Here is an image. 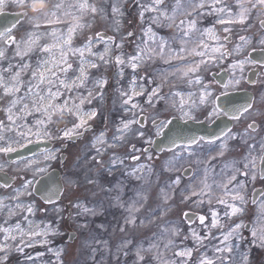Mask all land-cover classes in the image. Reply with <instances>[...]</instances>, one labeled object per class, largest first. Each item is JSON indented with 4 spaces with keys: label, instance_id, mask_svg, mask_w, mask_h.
I'll list each match as a JSON object with an SVG mask.
<instances>
[{
    "label": "snow or ice",
    "instance_id": "6c2138e0",
    "mask_svg": "<svg viewBox=\"0 0 264 264\" xmlns=\"http://www.w3.org/2000/svg\"><path fill=\"white\" fill-rule=\"evenodd\" d=\"M35 0H0V17L7 19L9 12L6 9L15 8L19 11L12 13L15 17L13 22H9V26L0 31V37L7 36L6 45L16 43V37L12 35L14 29L18 25H22L23 22H27L33 25L34 28L39 29L41 23L44 25H65L66 31L60 28L53 27L51 32L48 33L54 38V43L45 44L39 47V52L45 56L43 59H39L36 63V67L32 68L29 64H23L18 66V70L12 72L14 67L11 63L8 64L7 68L0 67V102H3L5 98L11 97L7 101V106L3 109L6 113V120H0V154L9 155L12 153L17 154L15 160H10L9 164L15 165L18 174L22 175V183L20 188L14 189L17 193L13 199H18L19 196L24 195L31 197L33 196V185L40 182V178L46 175L51 168L52 161H57L63 158L60 149L52 148H41L38 151H33L29 148L32 144H41L45 142H51L54 140L64 141L75 139L82 135L81 130H90V121H94L98 116L102 115L100 108L92 107L88 111L84 110L85 103L91 105L93 101L97 104H103L105 101V88L108 84L106 78L101 77L93 82V89L87 90V95L80 94L79 96L71 95L74 91L78 92L81 88H85L88 82V69H97L101 67V64L108 65L110 62L115 65L120 66L118 74L123 76L124 65L127 64L135 72L142 63L145 61H151L154 57H159L164 60L165 63H171L173 60L181 61L186 63L187 67H182L176 70V72L170 73V76H175L178 79L186 80L188 85L199 86L198 100L185 101L184 96L179 91H173L171 95L173 97H179V110L181 115L185 119H195L192 115L193 109L200 105H210L211 106V116H217L223 114L225 116L231 115L233 120H239L243 116L252 115L253 103L249 102L245 105L233 107L231 109L225 110L221 108L216 100L218 97L214 96L213 92L210 91L212 88L211 80L208 83H204L202 76L200 75L203 70L205 73L211 71L209 65L218 63L227 57H231L233 52L230 51L226 45L231 40V28L228 25H248L251 27V20L255 14V18L258 20L259 25L262 30H264V0H247V6H245V0H234L232 5L227 3V0H174V2L169 6L166 0H151L150 3H141L140 0H132L134 6H136L138 11V18L140 21H145V14L150 15L147 18V28L142 29L144 35L156 44L155 49H149L148 54H145L144 49L140 48L139 45L136 47V54L131 55L125 60L121 55H116L114 58L110 55L112 46L116 49H121L123 47L124 41L127 38H131L135 35L134 32L129 31L126 35L120 37L119 42L115 35H108L107 33L101 31L97 32L95 36H89L86 39L84 47L73 48L72 42L75 34L78 30H83L85 27H91V25H86L82 23V17L85 12H90L95 16L99 13L102 17L107 15L106 9L104 7L98 8L95 3L89 4L88 0H72V2H67V0H59V2L52 3L51 0H45V8L39 9L35 14L31 13L30 8ZM76 10L75 15H72L69 11L65 9ZM111 12L113 14L120 13L121 10L116 6L115 3L111 6ZM72 16L71 20L62 19V17ZM123 15V13H121ZM202 15H216V23L220 25H226L223 27V32L229 35L223 36V42L219 46H213L210 49L211 54L208 53L209 45L204 43L203 37L207 34L211 39L219 41L221 38L213 34L215 25L210 28L203 30L197 27V17ZM184 16L185 19H180L178 23L177 17ZM176 23V28L180 37V47L179 50L173 49L171 44L164 36L158 35L153 29H170L172 25ZM116 28L114 31L116 33L120 32V23L115 21ZM200 32V38L195 44V47L189 51L187 47L189 40L196 33ZM240 44L235 47L236 52H240L245 43H247L245 36L239 37ZM264 45V39L259 42ZM36 44V40L31 37L26 42V47L24 51L17 47L15 53L16 56H24L30 53L33 46ZM103 45L102 52H94L93 48ZM167 50V51H166ZM88 52L91 56L95 57V60H86L85 52ZM79 55L80 63L78 66V75L74 78L68 79V73L73 69V65L69 62L70 56ZM194 55L199 57V60H189V55ZM219 54V55H216ZM7 59L6 51L4 48H0V61ZM98 61V62H97ZM248 63H259L258 61H251L246 59H237L232 65L233 68L243 69L244 64ZM30 70V78L24 81L21 78L23 72ZM5 73H11V75L6 78ZM177 73L179 75L177 76ZM63 77V78H62ZM169 76L162 75L160 81L156 82L153 80L152 76L147 73L140 77L141 81L147 80L149 84H155V87H151V90L140 84V90H136L137 79L133 76L131 80L132 87L129 91L120 90V96L122 104L125 106L126 110H138V112H133V117L127 121H121V126L116 129L117 135L112 137V143H109L104 132H101L99 136L95 137L92 143V149L96 152V156H92L91 159L96 164L103 166L104 161L102 157L110 149L115 148L117 144H123L125 142V137L128 133L133 132V125H136L134 135L140 138H145L146 135V125L150 123L155 128V135H164V130L172 123V119L166 118L162 113L157 112L156 114L148 117L144 114V108L138 103H133L135 97H145L146 103L149 107L155 108V105L165 100V96L161 94V91L165 84L168 83ZM241 83L240 79H230L228 83L224 84V88L228 89L230 86L234 87ZM251 83H256L255 81ZM264 84V81H260ZM173 88L175 85L173 84ZM23 90V92H22ZM224 93H221L223 95ZM192 93H189L191 97ZM64 97L62 102L60 98ZM173 103V107H175ZM188 107V111H185V107ZM68 114L71 117V127L59 129L53 131L54 128V117L58 114ZM39 115L40 118L35 119L34 123L29 126L27 123V117ZM7 121V122H6ZM260 129V125L256 123L253 119L248 123L244 133H233L231 129L223 132L219 136L211 137H191L188 138L184 143H177V140L173 138L171 140L172 148L179 149V153L173 152L172 157L166 162L165 170L169 172H180L179 163L183 159L185 152L189 157L194 156L196 153L193 151L192 146L195 145L199 148L203 144L211 146L209 148V155L204 161L197 160V163H204L206 165H211V161L217 159V156L223 157L227 151H229L228 140L241 139L243 143L248 145V155L244 158L245 163L243 167L237 166L236 162L233 161L225 165V168L231 169V174L225 175L224 169L221 170L224 179L222 181H214L216 188H218L223 196H215L216 203L219 205H224L225 210L223 212V217H221L220 212L214 208H210V221L209 216L198 215L196 220L199 221V226L205 230L204 235L200 233L193 227L192 224L195 223L191 219L189 212L185 211L182 218L187 220L189 225V236H184V240L191 238L195 241V246L192 248H180L179 245L175 244L174 239H168L164 247L167 249L169 247L175 246L178 250L173 253L176 257L175 260L169 262V264H251V248L257 247L264 249V199L257 201L255 199L249 200L247 195L248 185L255 184L257 180L264 181V155L259 157L252 155L256 151L255 133ZM219 141V144H217ZM249 141H253L249 143ZM146 143L151 145L153 141L151 138L146 139ZM260 151L264 153V139L259 142ZM99 145V146H98ZM132 152L142 151L146 155L148 160L152 159L150 148L137 149L135 144L130 145ZM25 150L29 155H21V150ZM218 149L217 154L211 155V152ZM161 152L165 149L161 148ZM133 161H139V155H131L127 157ZM124 159L119 157L114 151L109 157V168H114L118 165H123ZM6 165L0 163V171H3ZM151 172V167L146 165H137V167L131 169L128 173L129 175L136 176L140 179L141 176L138 173H142L145 168ZM188 169H184L187 171ZM205 177L201 181V187L199 191L192 188L191 185L185 187L181 193V203L188 202L192 200V197H197L193 203L197 206L207 203L212 205L214 192L213 185L207 183V172L208 168L204 169ZM31 176V179L28 177ZM86 182L89 184H94L95 181L90 178H85ZM15 178L13 177V181ZM69 185L75 186L76 181L68 178ZM181 184V175H176L171 181V188L174 190L178 188ZM0 187H11L8 183L0 184ZM35 191H41L40 189H35ZM184 191H189L190 195H183ZM63 195V189H59L56 192L44 191L42 195L43 201L52 205L57 213L61 212L62 209L57 207V199ZM56 197L57 199H54ZM224 197H228L227 199ZM206 198V199H205ZM118 199V198H117ZM167 200V197L165 198ZM251 203L257 206V215L260 218V227L253 228L251 230V239L244 237L241 233V229L245 228L246 225L243 221L233 223L227 226L222 223V219L232 220L233 217L243 215L248 204ZM122 206V205H121ZM76 209L82 210L84 214L96 215V210L94 208H89L82 205L79 201L72 205ZM8 208L9 217L16 215L17 210L26 211L28 214H35V203L28 205L16 204L15 209L5 205L4 201L0 199V210ZM167 208H161V216L166 214ZM43 211L47 212L48 209L45 208ZM130 213L139 212L140 209L133 206L130 208ZM81 214L77 212L76 215ZM63 219V217H60ZM24 220H28L27 216H24ZM154 221V213L151 214L150 222ZM206 221H209L206 223ZM29 227L31 226V221H28ZM143 223V221H141ZM136 218L130 215L126 218L123 223L119 226V231L124 232L126 227L135 226ZM81 228H87V224H81ZM102 227V226H101ZM19 232L20 240L15 246V250L20 253H24L25 248L34 247L32 242L34 238L41 237V239L36 240L35 243H41L43 245H49L51 241L47 239L48 235H57L58 230L52 229L50 225L45 226V228L38 231L28 230L25 231L20 223L15 224V229L12 227H0V232L5 235L3 237L4 243L0 244V264H7L9 260V254L11 252V246L7 243L9 240L16 241L17 236L13 235V231ZM213 230L219 231V237L213 235ZM163 233L169 235L170 237H179L181 235L182 229L178 227H166ZM29 237V241L26 242L24 237ZM71 238V237H70ZM213 239H218L219 243L213 245V257H209L206 253H200L197 260L193 261V253L198 252L200 248L206 247V242H210ZM247 241L249 248L244 251H238L240 248L239 242ZM101 243V242H97ZM131 241L123 242V247H127ZM183 241H181V244ZM155 245H150L148 249L138 248L136 256L138 261L143 262L145 256L141 252L152 251L155 249ZM119 248L117 251L119 252ZM48 251H53L49 248ZM64 249L55 250L56 262L57 264H63L62 254ZM94 251V250H93ZM127 255V252L123 253ZM39 255V254H38ZM93 257V261H94ZM118 259V256H117ZM26 260L33 261L34 257L26 254Z\"/></svg>",
    "mask_w": 264,
    "mask_h": 264
},
{
    "label": "rangeland",
    "instance_id": "374dc122",
    "mask_svg": "<svg viewBox=\"0 0 264 264\" xmlns=\"http://www.w3.org/2000/svg\"><path fill=\"white\" fill-rule=\"evenodd\" d=\"M43 2V7L45 8V0H35ZM52 3L59 2V0H51ZM67 2H72V0H67ZM141 3L147 4V0H140ZM174 0H166V3L171 6ZM35 3V2H34ZM33 3V4H34ZM89 4L95 3V5L100 8L104 7L106 9L107 15L102 17L99 13L91 14L90 12H85L82 17V23L86 25H91V27H85L83 30H78L75 34L72 42L73 48H81L85 46L86 39L89 36H95L97 32H105L108 35H115L117 41L119 42L122 35H126L127 32L132 31L135 35L131 38H127L124 41L123 47L121 49H116L112 46L110 55L114 58L116 55H121L122 58L127 60L131 55L136 54L137 45L144 49L145 54H148L149 49H155L156 44H154L148 36L144 35L142 29L147 28V18L149 13L145 14V21H140L138 18V13H134L133 9L139 10L134 6L132 0H88ZM115 3L121 12L113 14L111 12V6ZM229 5L234 3V0H227ZM245 6H247V0H245ZM69 11L72 15L77 14L74 8L65 9ZM136 10V11H137ZM6 11H19V9L9 8ZM31 13L35 14L39 10L30 8ZM138 12V11H137ZM123 13V15H121ZM96 17V18H95ZM72 16L62 17V19L71 20ZM180 19H185L184 16H178L176 23ZM216 15H202L197 17V27L200 30L210 28L215 25L214 31L216 36L220 37L219 41L210 40L207 34L203 37L204 43L209 45L207 50L211 54L210 49L213 46H219L223 42L222 38L228 33L223 32V27L226 25H220L216 23ZM115 21L120 23V32L116 33L114 29L116 28ZM176 23L172 25L170 29H153L160 36H164L165 39L169 41L173 49L179 50L181 33L178 32L176 28ZM251 27L248 25H228L231 28V40L227 43L226 47L233 52L231 57L210 64L209 67L211 71L205 73L203 70L200 75L202 76L204 83H208L210 80L212 82V88L210 91L213 92L214 96H218L221 93L226 92L230 88L237 87L246 81V76L253 67L254 63L246 62L243 69L237 67L233 68V64L237 59L251 60L250 53L257 49V34L261 30L264 34V30L257 24V19L255 14L251 20ZM60 28L66 31L65 25H44L41 23V27L36 29L33 25L27 23L26 21L22 25H18L16 29L11 33L16 37V43L6 45L7 36L0 38V48H4L6 51L7 59L0 61V67L7 68L8 64L11 63L14 67L12 72L18 70V66L23 64H29L32 68L36 67V63L39 59L45 58L43 54L39 52V47L45 44L54 43V38L48 33L51 32L52 28ZM245 36L247 43H245L240 52H236L235 47L240 44L239 37ZM35 39L36 44L30 53L24 56H16L17 47L21 51H24L26 47V42L29 38ZM200 38V32H196L188 42L187 47L191 52V49L195 47L196 42ZM217 43V44H216ZM261 45V44H259ZM104 46L98 45L93 48L94 52H102ZM167 51V50H166ZM219 55V54H216ZM86 60H95L96 58L91 56L87 51L85 52ZM199 60V57L194 55H189V60ZM69 62L72 63L73 69L68 73V79H72L75 75L79 74L77 69L80 63L79 55L70 56ZM98 62V61H97ZM188 65L181 61L173 60L170 64L165 63L163 59L159 57H154L151 61H145L140 65V67L134 72L131 67L125 64L123 76L118 74L119 67L114 63H109L108 65L101 64L99 70L88 69V82L85 88H81L78 92L74 91L71 95L79 96L80 94L87 95V90L93 89V82L101 77L107 79L108 84L105 88V101L103 104H97L93 101V104L89 105L85 103L84 110L88 111L92 107L100 108L102 115L98 116L94 121H90V130L85 131L83 136L77 137L76 140H54L51 141V147L54 149H60V152L64 156L62 159L57 161H52L51 168L49 169H59L62 176V182L64 186L63 195L61 199L57 201V207L61 208L62 211L57 213L52 205L46 204L40 196L33 191V196L28 197L21 195L18 200L13 199L17 195L14 189L20 188L22 183V173L18 174L15 165L9 164L7 155L0 154V163H4L6 167L3 171L14 181H11V187H0V196H6L7 200L4 201L5 205H8L15 209L16 204L28 201L35 203V214H28L26 211L17 210L16 215L20 218L24 216L28 217L25 220V224L22 228L26 231V223L34 218L40 223L38 230L45 228V226L50 225L52 229L58 230L57 235L49 234L47 239L51 241L49 245H46L42 249H36L25 254H21L15 250V246L19 243L20 236L19 232L17 234V240H9L7 243L11 246V252L9 254V260L7 264H57L55 250L64 249L62 254L63 264H169L170 261L175 260L176 257L173 255L178 249L173 246L165 248L164 245L167 243L168 239H174L175 244L179 245L180 248H192L195 246V241L189 238L184 240V236H189V225L187 220L183 219V213L185 211L197 212L198 215L209 216L210 221V208H214L220 212L221 217H223L224 205H219L216 203L215 196H223V193L216 188L214 181H222L224 176L221 174V170L224 169V174H231L230 168H225L226 164L233 161L236 162L237 166L242 168L245 163V157L248 155V145L243 143L241 139L228 140L229 151L225 153L223 157L217 156V159L211 161V165H206L204 163H197V160L204 161L209 155V148L211 146L207 144L201 145L199 148L193 145L192 149L196 153L194 156L189 157L185 152L184 157L180 160L179 168L180 172H169L165 170L166 162L172 157L173 152L179 153V149H173L172 151L165 150L161 153L156 152L152 147L150 148L152 159L148 160L146 155L142 151L132 152L130 145L135 144L137 149L149 148L148 143H146L147 138H151L154 141L155 128L148 123L146 127L145 138H140L134 135L136 125H133L134 129L132 133H128L125 137V142L123 144H117L115 148L110 149L116 150L118 156L124 159L123 165H118L114 168H109L108 164L104 161L103 166L98 165L92 161L89 149H92L93 139L96 135L104 132L109 143H112L111 135L112 132L120 127V122L124 117L130 113L133 117V112H138V110L128 111L122 104L120 90L129 91L132 87L131 80L133 76L137 79L136 89L140 90V84H144L145 87L151 90V87H155V84H149L147 80L141 81L140 77L144 76L146 73L152 76L153 80L156 82L160 81L162 75L169 76L168 83L163 87L161 94L165 96V100L155 105V108L149 107L146 103L145 97H135L133 103H138L144 108V114L148 117L160 112L166 118L178 117L182 120H187L182 117L179 110V97H173L171 93L173 91H179L181 93H192V99L198 100L199 86L188 85L186 80L178 79L175 76H170V73L176 72L177 69L182 67H187ZM251 67V68H250ZM227 72L229 74V79H240L241 83L234 87H229L225 89L220 85L217 80L213 77V73ZM8 78L11 73L4 74ZM179 73H177V76ZM21 78L27 81L30 78V70L22 73ZM63 78V77H62ZM173 84L175 88H173ZM23 92V90H22ZM11 97H7L3 102H0V120H6V113L3 109L7 106V101ZM64 97L60 98L59 102H62ZM175 103V107H173ZM255 107L253 109L255 110ZM188 107H185V111H188ZM256 111V110H255ZM252 115L240 118L236 122L235 128H233V133H244L248 123L253 119L254 113ZM211 106L210 105H200L193 109L192 115L195 119L192 120H211L216 116H211ZM220 115V114H219ZM218 116V115H217ZM40 118L39 115L27 117V123L31 126L35 119ZM7 122V121H6ZM71 126V117L68 114L60 115L54 117V128L53 131L63 129L61 128L64 124ZM83 132V130H81ZM262 135L264 134V126L261 127ZM255 133L256 151L252 155L259 157L262 155L260 151V144L257 142V137ZM263 139V138H262ZM253 141H249L252 143ZM219 144V141H217ZM99 146V145H98ZM80 152L79 156H74L75 151ZM218 149L211 152V155H216ZM131 155H139V161H133L127 157ZM146 165L151 167V172L148 171L146 167L142 173H138L141 176L137 179L136 176L129 175L128 173L133 169L132 165ZM186 166H192L194 169L193 175L190 177H185L182 175V171ZM259 166V162H258ZM208 168L207 172V183L213 185L214 198L212 205L204 203L203 205L197 206L193 201L197 197H192V200L181 203V193L186 186L191 185L196 191L200 190L201 181L204 180L205 172L204 169ZM48 171V172H49ZM176 175H181V184L178 188H171V181ZM90 178L95 181L94 184H89L86 182L85 178ZM31 179V176L28 177ZM68 178L76 181L75 186L69 185ZM3 184V183H0ZM35 184L33 185L34 190ZM256 187H262L264 190V181L257 180L255 184H249L247 188V195L249 200L252 199L253 190ZM7 192L5 193L4 190ZM189 191H184L183 195H190ZM167 197V200L165 199ZM118 198V199H117ZM228 198V197H224ZM206 199V198H205ZM264 199V191L261 194L258 202ZM79 201L82 205L89 208H94L96 210V215L84 214L82 210L72 207ZM122 205V206H121ZM133 206L140 209L139 212L130 213V208ZM222 207V208H221ZM47 208L48 211L45 212L43 209ZM167 208L166 214L161 216L160 209ZM8 212V208L0 210V226L4 225L5 222L9 220L8 216L5 214ZM77 212L81 214L76 215ZM154 213V221L150 222L151 214ZM130 215L135 216L136 224L135 226L126 227L124 232L119 231V226L123 223L126 218ZM63 217V219H60ZM143 221V223H141ZM195 223L191 227L195 228L200 235L205 234V230L199 226V221L194 220ZM209 221H206L208 223ZM243 221L246 225L245 228L241 229V233L244 237L251 239V230L253 228L260 227V218L257 215V206L251 203L248 204L244 214L240 217L232 218V221L227 219H222V223L230 226L233 223ZM81 224H87V228H81ZM102 226V227H101ZM166 227H178L182 229L181 235L179 237H170L169 235L163 233V229ZM75 233V237L71 241L72 235ZM219 231L213 230V235L218 237ZM4 233H0V244L4 243L3 237ZM71 237V238H70ZM26 236L24 237L25 240ZM41 239L37 237L36 240ZM35 240V241H36ZM131 241L127 247H123V242ZM34 244H40L35 243ZM101 243H97V242ZM181 241L183 243L181 244ZM218 239H213L210 242H206V247L200 248L198 252L193 253V261L197 260L200 253H206L210 258L213 257V245L218 244ZM240 248L238 251H244L249 248L247 241L239 242ZM150 245H155L156 248L152 251L141 252L145 256L143 262L138 261L136 252L138 248L148 249ZM51 248L53 251H48ZM120 249L119 252L117 249ZM251 248V264H264V249ZM94 250V251H93ZM127 252V255L123 253ZM26 254L34 257L33 261L26 260ZM39 254V255H38ZM3 253H0L2 256ZM118 256V259H117ZM93 257L95 258L93 261Z\"/></svg>",
    "mask_w": 264,
    "mask_h": 264
},
{
    "label": "water",
    "instance_id": "95a60500",
    "mask_svg": "<svg viewBox=\"0 0 264 264\" xmlns=\"http://www.w3.org/2000/svg\"><path fill=\"white\" fill-rule=\"evenodd\" d=\"M43 4L41 2L36 1L33 5L32 8L35 10L41 9ZM14 12H9V15L7 19L4 17H0V31H3L4 28L9 26V22H13L15 20V17L12 15ZM1 38V37H0ZM258 54L261 56L262 53L258 52ZM257 50H254L251 52V57L257 61ZM256 73L254 71L249 72V80H253L255 77ZM213 76L216 78L218 83L222 86L227 83V77H229V74L226 72H221L219 74H213ZM253 94L250 91L244 90V91H231L228 93H224L223 95H219L217 99V104L221 107L224 108L225 110L231 109L233 107L245 105L249 102L253 103ZM233 128V119L231 118V115L225 116V115H220L213 119L212 122L208 123L204 120L201 121H194L192 119H187V120H181L178 117H173L172 118V123L164 130V135L158 136L155 138V140L152 143V146H149V148H153L155 151L161 153L160 149H170L172 148L171 140L175 138L177 140V143H184L188 138L191 137H199V136H204V137H211V136H219L223 132L227 131L228 129L232 130ZM85 131L83 130L82 135L79 137L83 136ZM78 137V138H79ZM77 137L73 140H76ZM50 148L51 143L45 142L41 143L39 145L37 144H32L29 145V148L32 149L33 151H38L41 148ZM21 155H29L25 150H21ZM264 155V153H263ZM9 161L10 160H15L17 158L16 153H12L7 155ZM64 157V156H63ZM264 166V165H260ZM184 169H188L187 171L183 170V175L185 177H190L193 174V167L187 166ZM62 176L61 172L58 169H53L50 172H48L46 175H44L42 178H40V182L38 184H35L34 187V192L35 194L40 196L42 198V195L44 191H51V192H56L59 189L64 190L63 182H62ZM12 178L7 176V173H2L0 172V182L2 183H8L11 184ZM35 189H40L41 191H35ZM263 188L262 187H256L253 190V199L258 200L263 193ZM54 199H57L54 197ZM61 199L59 197L57 201ZM43 201V199H42ZM191 214V219L195 220L196 216L198 214L193 211H187ZM75 237V233L72 235L71 241Z\"/></svg>",
    "mask_w": 264,
    "mask_h": 264
},
{
    "label": "flooded vegetation",
    "instance_id": "af4514ba",
    "mask_svg": "<svg viewBox=\"0 0 264 264\" xmlns=\"http://www.w3.org/2000/svg\"><path fill=\"white\" fill-rule=\"evenodd\" d=\"M41 4H43V2H41ZM261 18L264 19V17H261ZM257 24H259L258 20H257ZM259 27H260V25H259ZM258 33H259V34H257V45H258V47H257V55L256 56H257V61L259 63H254L253 67L252 68L250 67L251 68L250 71H254L256 73L254 79L249 80V77L247 75L245 82H242V84L237 86V87L230 88L226 92H230V90L231 91L247 90L253 94V96H252L253 97V107L256 106L255 107L256 111L254 113L253 119H255L256 123L260 125V129L256 132L257 142H260L262 138L264 139V134L262 135V132H261V127L264 126V84L260 83V81H264V45H259L260 44L259 42L261 39H264V34L261 30ZM258 52L259 53L261 52L262 55L260 56L258 54ZM250 58H251V56H250ZM253 81H255L256 83H251ZM243 117H245V116H243ZM211 120H209V121H211ZM252 120H250V122ZM237 121L238 120H234L233 128H235ZM233 128H232V130H233ZM241 134H243V133H241Z\"/></svg>",
    "mask_w": 264,
    "mask_h": 264
},
{
    "label": "bare ground",
    "instance_id": "6f19581e",
    "mask_svg": "<svg viewBox=\"0 0 264 264\" xmlns=\"http://www.w3.org/2000/svg\"><path fill=\"white\" fill-rule=\"evenodd\" d=\"M151 2V0H147V3H150ZM134 10V13H138L137 11H139V10H137V9H133ZM137 10V11H136ZM96 18V17H95ZM213 34L216 36V32L213 30ZM210 40H214V39H211L209 36H207ZM217 44V43H216ZM78 75V74H77ZM137 91H139L138 89H136ZM183 94V96H184V99H185V101H189L190 102V99H192L193 97H192V95H191V97H189V94H186V93H182ZM206 106H207V104H206ZM132 118V114H130V113H128L125 117H124V119L122 120V121H127L128 119H131ZM121 123V122H120ZM69 123H67V124H64L61 128H70L71 126L70 125H68ZM119 125H121V124H119ZM134 130V129H133ZM100 134H98V135H96L95 137H97V136H99ZM106 135V134H105ZM111 135V138L114 136V135H117V133H116V129L112 132V134H110ZM95 139V138H94ZM93 139V140H94ZM52 149H54V148H52ZM115 152L116 153V150H109L108 152H106L102 157H98V158H102L103 160H105L106 159V163L108 164L109 163V157L111 156V154H112V152ZM89 153L91 154V157L92 156H96V152L93 150V149H89ZM79 154H80V152H79V150L78 151H75V154H74V156H79ZM117 154V153H116ZM120 157V156H119ZM90 163H92V165L94 164V161H91ZM137 165L138 164H134V165H132V167H137ZM4 190V189H3ZM4 192L6 193L7 191L6 190H4ZM19 198H20V196H19ZM18 198V199H19ZM0 199H2L3 201H6L7 200V197L6 196H0ZM18 199H16V200H18ZM19 204H21V205H28V204H31V202H28V201H24V202H21V203H19ZM222 208V207H221ZM223 209L225 210V206L223 207ZM5 214L8 216V218H9V220L7 221V222H5V224L4 225H1L0 227H12L13 229H15V224L16 223H20L21 224V226L23 227V225L25 224L24 222H25V220H24V218H20L19 216H17V215H13V216H11V217H9V215H8V212H5ZM240 216H242V215H240ZM240 216H237V217H240ZM233 218H235V217H233ZM29 221H31V226L29 227V223L27 222L26 223V225H27V227H25V229H26V231H28V230H34V231H38V228H39V226H40V223L39 222H37L34 218H32V219H30ZM230 221H232V220H230ZM1 233V232H0ZM13 235H16L17 236V234H18V231H16V230H14L13 231V233H12ZM218 237H219V234H218ZM37 238V237H36ZM36 238H34L33 239V241L32 242H34L35 240H36ZM25 241L26 242H28L29 241V237H27L26 236V238H25ZM46 245H43V244H34V247H32V248H25V250H24V253H21V254H25V253H28V252H30V251H33V250H38V249H42L43 247H45ZM254 249H256V247L254 248ZM257 251H258V248H257Z\"/></svg>",
    "mask_w": 264,
    "mask_h": 264
}]
</instances>
